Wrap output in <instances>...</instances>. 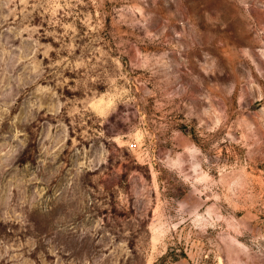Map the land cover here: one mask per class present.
Here are the masks:
<instances>
[{"label":"rangeland","instance_id":"obj_1","mask_svg":"<svg viewBox=\"0 0 264 264\" xmlns=\"http://www.w3.org/2000/svg\"><path fill=\"white\" fill-rule=\"evenodd\" d=\"M0 264H264V0H0Z\"/></svg>","mask_w":264,"mask_h":264}]
</instances>
